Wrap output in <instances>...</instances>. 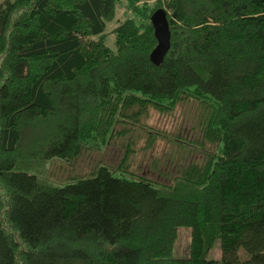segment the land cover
<instances>
[{"label": "trees", "instance_id": "trees-1", "mask_svg": "<svg viewBox=\"0 0 264 264\" xmlns=\"http://www.w3.org/2000/svg\"><path fill=\"white\" fill-rule=\"evenodd\" d=\"M183 105L200 157L168 181L130 172L165 137L150 112ZM115 140L117 168L77 170ZM0 264H264V0H0Z\"/></svg>", "mask_w": 264, "mask_h": 264}, {"label": "rangeland", "instance_id": "rangeland-1", "mask_svg": "<svg viewBox=\"0 0 264 264\" xmlns=\"http://www.w3.org/2000/svg\"><path fill=\"white\" fill-rule=\"evenodd\" d=\"M126 18L127 14L125 8L119 6L115 20L107 25V44L110 47L114 48L113 31L120 23L124 22ZM194 110V107L183 105L174 115L163 117L157 113L150 112L149 120L146 122L156 130H163L165 132V137H160L152 149L147 150V152L143 154H139L130 161L129 171L138 174L143 173L146 177L151 179L157 178L159 180L163 179L168 181L175 169L187 164L193 159L199 158L200 156H197L198 150L194 149L193 146L188 147L186 144L187 141L197 140L200 137L197 130H191L194 127L192 115ZM172 134L177 135L175 139L185 143L183 147H187V149L174 147L173 144L169 142L170 140L168 138ZM141 136L142 140L137 142L138 147H144L146 145V135L141 134ZM124 143V140H115L111 142L109 146L103 148V152L87 153L76 164L77 170L81 172L82 175H86L92 173L99 163L117 168L122 163L124 157L125 151L122 147ZM68 170L69 166H65L63 170H54L57 179L63 174L66 175ZM188 236L189 234L186 230L181 231V238L178 245L179 249L182 250L185 248L188 243ZM185 253L186 252H182L180 255H185ZM241 254L245 255V252L242 251ZM220 256L221 247L220 243H217L215 249L210 252L208 258L211 260H219Z\"/></svg>", "mask_w": 264, "mask_h": 264}, {"label": "water", "instance_id": "water-1", "mask_svg": "<svg viewBox=\"0 0 264 264\" xmlns=\"http://www.w3.org/2000/svg\"><path fill=\"white\" fill-rule=\"evenodd\" d=\"M155 38L158 42L156 48L150 55L151 62L161 66L171 48V31L165 9L157 10L151 17Z\"/></svg>", "mask_w": 264, "mask_h": 264}]
</instances>
